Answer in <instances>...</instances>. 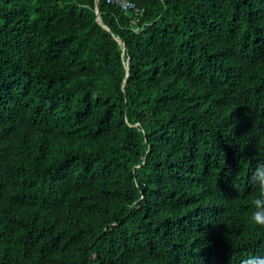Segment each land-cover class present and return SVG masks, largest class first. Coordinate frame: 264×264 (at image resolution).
<instances>
[{"label":"trees","instance_id":"obj_1","mask_svg":"<svg viewBox=\"0 0 264 264\" xmlns=\"http://www.w3.org/2000/svg\"><path fill=\"white\" fill-rule=\"evenodd\" d=\"M130 1L0 0V264L264 256V0Z\"/></svg>","mask_w":264,"mask_h":264},{"label":"built area","instance_id":"obj_2","mask_svg":"<svg viewBox=\"0 0 264 264\" xmlns=\"http://www.w3.org/2000/svg\"><path fill=\"white\" fill-rule=\"evenodd\" d=\"M116 7L121 11L130 12L132 15L131 27L135 32H140L144 24L140 25L139 19L143 15V9L139 7L136 3L130 0H105Z\"/></svg>","mask_w":264,"mask_h":264},{"label":"clouds","instance_id":"obj_3","mask_svg":"<svg viewBox=\"0 0 264 264\" xmlns=\"http://www.w3.org/2000/svg\"><path fill=\"white\" fill-rule=\"evenodd\" d=\"M257 211L253 213L252 218L257 222L264 224V197L257 198L253 201ZM249 264H264V256L254 257Z\"/></svg>","mask_w":264,"mask_h":264},{"label":"water","instance_id":"obj_4","mask_svg":"<svg viewBox=\"0 0 264 264\" xmlns=\"http://www.w3.org/2000/svg\"><path fill=\"white\" fill-rule=\"evenodd\" d=\"M96 13H97V14L99 13V9H98V7H97V9H96ZM116 39H118V40L121 42V39H119V38H116Z\"/></svg>","mask_w":264,"mask_h":264}]
</instances>
